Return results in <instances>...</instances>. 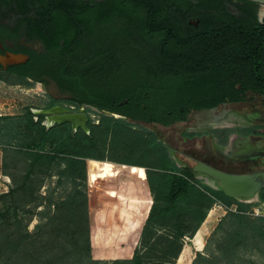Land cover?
<instances>
[{
    "label": "trees",
    "instance_id": "1",
    "mask_svg": "<svg viewBox=\"0 0 264 264\" xmlns=\"http://www.w3.org/2000/svg\"><path fill=\"white\" fill-rule=\"evenodd\" d=\"M9 2L17 5L24 35L40 41L44 49L41 55L28 52L30 60L15 70L45 84L51 80L71 104L169 127L187 118L194 96L213 98L215 105L224 94L233 95L229 100H245L248 90L264 95V50L250 45L263 41L264 21L258 20L251 1L244 0L248 6L242 11L240 0ZM32 9L36 16L31 15ZM197 19L198 25L190 23ZM236 75L244 76L240 89L235 88ZM100 115V123L89 125L86 132L75 131L68 123L46 127L44 115L34 120L28 110L23 143L18 150L5 148L4 157L22 156L28 162L24 187L34 172H49L59 160L65 164L62 174L84 180L88 157L148 166L147 177L128 168L139 180H147L153 195L140 246L131 258L115 259L112 264H178L186 239L195 236L218 200L227 213L211 236L221 229L223 234L211 257L197 251L192 264L235 263L241 254L256 248L258 238L264 240V215L252 219L247 214L252 204L220 190L235 201L224 199L217 189L199 181L190 167L171 165L170 157L164 167L138 159L136 149L146 156L151 147L160 148V142L139 135L133 139L131 130L120 124L124 119ZM100 137L122 144L130 157L118 160L91 151L90 144ZM47 143L52 152L45 151ZM15 194L12 188L4 197L14 202ZM261 196L264 199V191ZM234 203L236 210L231 208ZM4 219L0 220V264L101 262L92 259L88 196L83 190L59 202L56 213L33 233L22 231L21 237L14 238L21 225H8Z\"/></svg>",
    "mask_w": 264,
    "mask_h": 264
},
{
    "label": "rangeland",
    "instance_id": "2",
    "mask_svg": "<svg viewBox=\"0 0 264 264\" xmlns=\"http://www.w3.org/2000/svg\"><path fill=\"white\" fill-rule=\"evenodd\" d=\"M263 97L258 98L260 103L264 100ZM67 98L68 95L61 93L54 83H49L48 87L44 88L30 80L20 79L7 73L0 74V220L4 217L8 225L9 223L21 225L19 231L15 230L14 238L21 237L20 232L22 231L23 234L33 233L38 224L47 221L56 213L59 202L69 194L83 190L88 196L92 259L100 260V264H112L115 259L131 258L135 249L140 246L141 233L153 204V195L147 180H138L128 168H133L146 175L145 167L149 168L148 166L88 157L86 159L88 165L85 163L87 177L84 180L80 176L72 179L70 176L62 174L61 171L65 164L59 160L49 172L45 169L34 172L24 187L23 179L27 173L28 162L22 156L7 159L4 157L5 148L18 150L23 143L28 110L34 113L33 118L37 120L40 111L54 103L68 107L70 102L66 100ZM85 112L88 116V130L85 131L89 132V125L99 124L101 115L95 109L87 107ZM259 121L264 122V117ZM44 124L46 127H51L54 122L47 119ZM120 124L131 130L129 132L133 139L138 138L139 135L157 139L160 142V148L151 147L146 156L138 154L140 148L136 149L135 154L138 159L147 164L164 167L168 164V157H170L171 165L184 169L186 166H194L197 161L204 158L203 141L191 139L193 134H188L189 136L184 134V122L165 127L155 123L124 119V122ZM70 128L78 130L73 126ZM258 128L255 134L264 135L263 126ZM242 130L244 131V129ZM236 131L235 126L228 129L217 127L213 134L219 145L231 149L230 138ZM223 136L226 137V140H223ZM36 139L38 140V135ZM89 147L91 151L107 158L122 160L130 157V151L122 144L110 141V137L107 140L100 137ZM234 148L237 149L236 142H234ZM34 150L36 149L34 148ZM45 151L52 152L53 146L47 143ZM212 162L220 167L227 165L223 161L212 160ZM231 163L226 167L230 172L262 170L264 156H260L259 159L255 157L253 160L240 156ZM12 174L14 176L11 177ZM197 179L204 183V179ZM12 188L16 190L14 202L11 197H4ZM218 193L224 199L235 201L220 190ZM215 204L226 207L219 200ZM234 206L236 207L235 203L231 208ZM251 209V207L248 208V210ZM225 214L226 211L221 218ZM249 216L252 219L257 217L256 215ZM226 228H228L227 225H225ZM223 231L224 229H221L216 235L211 236L210 234L206 237L205 246L207 239L209 242L207 248L204 246L203 254L208 257L214 254L213 252L217 248V239L223 234ZM258 240L254 250L241 254L235 263L228 261L223 264H264V240L259 238ZM185 243H190V240L187 238ZM186 256L183 261H179L178 258V263L183 264ZM203 264H211V262L207 261Z\"/></svg>",
    "mask_w": 264,
    "mask_h": 264
},
{
    "label": "flooded vegetation",
    "instance_id": "3",
    "mask_svg": "<svg viewBox=\"0 0 264 264\" xmlns=\"http://www.w3.org/2000/svg\"><path fill=\"white\" fill-rule=\"evenodd\" d=\"M247 1H251V7H254V9H256V15L258 17V20L260 22H263L264 14L261 15V11L262 7L264 6V0ZM247 6L248 5L245 4L244 0H240L241 11ZM16 9L17 5L14 2L7 3V0H0V74L7 73L20 79L33 81L42 85V87L47 88L48 84H45L43 80H35L32 76L23 75L15 70L16 67L26 64L30 60L31 55L28 52H36L38 55H41L44 52L43 44L40 41L29 40L24 35V33L26 32V27L25 25H20V14ZM31 13V15L36 16L34 9L31 10ZM262 40L263 41L252 42L250 43V45L255 49L264 50V37L262 38ZM8 52L28 54L30 58L25 63L9 64L3 58ZM45 78L47 79L48 77L46 76ZM234 78L238 80L235 85V88H242L241 82L244 76L236 75L234 76ZM49 81V83H54L51 80ZM263 96L264 95H260L254 90H248L246 93L245 100H229L230 98H233V95L229 96L228 94H224V99L215 105L212 103L214 99L210 97L194 96L193 98H191L190 104L192 109L188 116H190L195 111L217 107L218 111H226V114L223 117V120L225 119V121H223L222 125L219 127L228 129L231 126H235L237 128L236 133L233 134L230 138V145L232 146L230 149L226 146H221L217 143V138L213 134L214 129L217 127L206 126L203 124L205 122L211 123L210 119H193L188 122L186 118L185 120L180 121L185 123L184 132L189 135L193 134V136L190 137L191 139H200L203 141L204 158L203 160L199 161L210 164L221 170L230 172L229 169L226 168L227 165L232 164L231 161L233 162L240 156H244L247 157V159L252 160L255 159V157L259 159L260 156H264V135L255 134L258 131L259 126H263L264 130V122L259 121L262 120L264 117V100L261 101V103L258 101V98ZM54 101L56 100L54 99ZM57 106L71 108L72 112H78L82 106L94 109L93 107L88 105L81 106L79 104L70 103L69 106L66 107L65 105H61L60 103H54L53 105L48 106L47 108H45V110L42 111H50L49 109H53ZM58 112L59 111H55L52 113L47 112V114L39 115H44V122L47 121L49 117L55 118L56 121H60L61 119L63 120L64 117L61 116V113L58 114ZM52 122H54L53 125L63 124L56 123L55 121ZM64 123H68L70 126H72V124L69 122ZM242 129H244V131ZM209 138H211L212 148L211 151L208 153L206 151L205 146ZM223 140H226L225 136H223ZM234 142H236L237 149L234 148ZM212 160L223 161L227 165L220 167L214 164ZM188 167H190L192 171L196 173L193 170V166H186V168Z\"/></svg>",
    "mask_w": 264,
    "mask_h": 264
},
{
    "label": "water",
    "instance_id": "4",
    "mask_svg": "<svg viewBox=\"0 0 264 264\" xmlns=\"http://www.w3.org/2000/svg\"><path fill=\"white\" fill-rule=\"evenodd\" d=\"M199 21H200L199 19L195 21L190 20V23L194 25H198ZM3 58L9 64H20V63H25L27 60H29L30 57L28 54H24V53L8 52ZM127 102L128 100H125V103ZM123 103L124 102H121L120 105H122ZM55 108L61 109L62 111L61 116L70 113L76 116L78 119L79 117L84 118L85 120L83 125L87 124L88 116L87 113L85 112V108H86L85 106H82L78 112H72L71 108H65L61 106H57ZM94 109L99 113L112 115L116 118L126 119L128 121V119L121 114L112 113L106 110L102 111L96 108ZM39 114H46V113L45 111H41ZM225 114H226L225 110L218 111L217 107L207 108L193 112L190 116L187 117V121L190 122L193 119L196 120L210 119L211 123L205 122L203 124L206 126L219 127L222 125V122L225 121V119L223 120ZM55 122L56 123L69 122L72 124V126L75 129L78 128L84 129V126L75 127L74 122L70 119H65L62 122L61 121H55ZM205 148L208 153L211 151L212 148L211 138L207 140V144ZM193 170L197 173V178L204 179L205 184L211 186L214 189L222 190L228 195L236 197L239 200H245V201L252 200L255 197H259L260 193L264 190V170L249 172V173H232L221 170L202 161L197 162L193 166Z\"/></svg>",
    "mask_w": 264,
    "mask_h": 264
},
{
    "label": "crops",
    "instance_id": "5",
    "mask_svg": "<svg viewBox=\"0 0 264 264\" xmlns=\"http://www.w3.org/2000/svg\"><path fill=\"white\" fill-rule=\"evenodd\" d=\"M262 170H264V168ZM256 171H261V170H249V171H245V172H241V173H249V172H256ZM261 193H260L259 197H255L254 199L247 200V201L239 200L236 197L235 198L241 202H244L247 204H252L251 210L259 209L261 214L264 215V199L262 198ZM225 211L227 213L226 207L224 208V206L222 207L219 204H215L213 206V208L209 211L205 221L202 223V225L200 226V228L197 231V233L195 234V236L190 240V243H185V245H184V247H183V249L179 255V261H183L185 256L188 254L186 256V259H185L183 264H191L194 257L196 256V252L197 251L203 252L206 237L209 236L213 232V230L215 229L218 222L222 219L221 217L223 216ZM200 234H202V241L200 244H198V237ZM177 263H178V260H177ZM178 264H181V263H178Z\"/></svg>",
    "mask_w": 264,
    "mask_h": 264
},
{
    "label": "bare ground",
    "instance_id": "6",
    "mask_svg": "<svg viewBox=\"0 0 264 264\" xmlns=\"http://www.w3.org/2000/svg\"><path fill=\"white\" fill-rule=\"evenodd\" d=\"M263 14H264V7L262 8V11H261V15H263ZM55 111H59L58 114L59 113H62V111H61L60 108H54V109H51L50 111H45V113H47V112L52 113V112H55ZM63 117H64V119L63 120L61 119L60 120L61 122L64 121L65 119H70V120H72L74 122L75 127H78V126L83 127L84 126V130H88L87 124L86 125H83L84 124V120H85L84 118L78 116L79 117V119H78L76 116H74L73 114H70V113H67ZM49 119L51 121H56L55 118H53V117H49ZM201 241H202V234H200L199 237H198V244H200Z\"/></svg>",
    "mask_w": 264,
    "mask_h": 264
},
{
    "label": "built area",
    "instance_id": "7",
    "mask_svg": "<svg viewBox=\"0 0 264 264\" xmlns=\"http://www.w3.org/2000/svg\"><path fill=\"white\" fill-rule=\"evenodd\" d=\"M147 170H148V168L145 167L146 177H147ZM138 180H139V179H138ZM145 180H146V179H145ZM145 180H140V181H145ZM233 210H236V207H233ZM247 214H249V215H253V216H254V215L258 216V215H261V212H260L259 209H253V210L248 211Z\"/></svg>",
    "mask_w": 264,
    "mask_h": 264
}]
</instances>
